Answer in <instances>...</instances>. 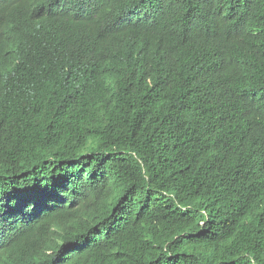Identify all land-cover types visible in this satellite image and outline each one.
<instances>
[{
  "label": "trees",
  "instance_id": "16d2710c",
  "mask_svg": "<svg viewBox=\"0 0 264 264\" xmlns=\"http://www.w3.org/2000/svg\"><path fill=\"white\" fill-rule=\"evenodd\" d=\"M0 264H264V0H0Z\"/></svg>",
  "mask_w": 264,
  "mask_h": 264
}]
</instances>
